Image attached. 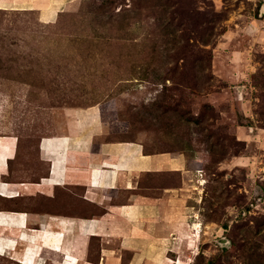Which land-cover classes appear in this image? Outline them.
I'll use <instances>...</instances> for the list:
<instances>
[{
	"label": "rangeland",
	"instance_id": "374dc122",
	"mask_svg": "<svg viewBox=\"0 0 264 264\" xmlns=\"http://www.w3.org/2000/svg\"><path fill=\"white\" fill-rule=\"evenodd\" d=\"M0 1L10 180L45 176L39 141L86 127L94 114L105 129L94 144L132 141L185 160L183 221L165 264H264V0H35L39 9ZM150 180L182 184L175 173ZM56 190L53 208L71 206ZM96 247L93 238L95 262ZM11 258L0 264H22Z\"/></svg>",
	"mask_w": 264,
	"mask_h": 264
},
{
	"label": "crops",
	"instance_id": "0c3cea01",
	"mask_svg": "<svg viewBox=\"0 0 264 264\" xmlns=\"http://www.w3.org/2000/svg\"><path fill=\"white\" fill-rule=\"evenodd\" d=\"M24 3L39 9L35 0ZM92 115L86 127L39 141L48 172L34 182L8 178L14 143L1 141L0 256L29 264H44L47 256L53 264H122L123 254L128 264L167 258L168 236L178 229L185 210L184 158L167 151L145 154L132 141L94 144L105 129L99 116ZM163 173L177 174L182 184H152V176ZM57 188L64 197L60 202L71 206L53 208ZM93 238L99 241L93 250L96 262L88 258Z\"/></svg>",
	"mask_w": 264,
	"mask_h": 264
},
{
	"label": "bare ground",
	"instance_id": "6f19581e",
	"mask_svg": "<svg viewBox=\"0 0 264 264\" xmlns=\"http://www.w3.org/2000/svg\"><path fill=\"white\" fill-rule=\"evenodd\" d=\"M61 1V0H60ZM3 2H1L0 1V4H2ZM4 3H8V2H4ZM15 3V2H14ZM17 4V3H16ZM61 9V8H60ZM55 11H56V8H55V10H53V11H51V13H50V16L48 17V15H46V19H49V18H52V16H54V13H55ZM58 138V137H57ZM2 139H8L9 141L11 140V141H13V142H11L12 144L14 143V138H12V137H5V138H2ZM0 145H2V142H1V138H0ZM17 145V144H16ZM13 147V146H12ZM14 149V148H13ZM13 151V150H12ZM1 155L3 156V154L1 153ZM4 157V159H6L7 157H10V156H8V155H4L3 156ZM8 163V162H7ZM4 213V212H3ZM10 214V213H9ZM198 227H199V223H197V222H195V223H193L192 225H191V233H190V236H187L186 238H190V239H193V243H195L196 242V240H198V238H199V231H198ZM21 238V237H20ZM24 238V237H23ZM13 243H15V242H13ZM6 245V244H5ZM9 245V244H8ZM193 249V248H192ZM13 256V255H12ZM188 258V257H187ZM12 260H16V261H19V262H21L22 264H29L28 262H26V261H24V260H22V259H14V258H11ZM168 259V258H167ZM156 264H165V262H164V260H162V261H154ZM169 262V261H168ZM172 262V261H171ZM180 262V261H179ZM181 264V263H180Z\"/></svg>",
	"mask_w": 264,
	"mask_h": 264
},
{
	"label": "trees",
	"instance_id": "16d2710c",
	"mask_svg": "<svg viewBox=\"0 0 264 264\" xmlns=\"http://www.w3.org/2000/svg\"><path fill=\"white\" fill-rule=\"evenodd\" d=\"M143 151L145 152V154L157 153V152H152V151L146 150L144 147H143Z\"/></svg>",
	"mask_w": 264,
	"mask_h": 264
},
{
	"label": "water",
	"instance_id": "95a60500",
	"mask_svg": "<svg viewBox=\"0 0 264 264\" xmlns=\"http://www.w3.org/2000/svg\"><path fill=\"white\" fill-rule=\"evenodd\" d=\"M221 243V245H223L224 243H225V241H222V242H220Z\"/></svg>",
	"mask_w": 264,
	"mask_h": 264
}]
</instances>
